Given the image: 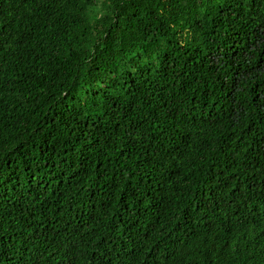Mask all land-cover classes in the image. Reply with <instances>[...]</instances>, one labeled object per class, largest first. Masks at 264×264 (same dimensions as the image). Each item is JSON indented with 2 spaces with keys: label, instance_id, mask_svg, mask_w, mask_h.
Masks as SVG:
<instances>
[{
  "label": "trees",
  "instance_id": "16d2710c",
  "mask_svg": "<svg viewBox=\"0 0 264 264\" xmlns=\"http://www.w3.org/2000/svg\"><path fill=\"white\" fill-rule=\"evenodd\" d=\"M0 264H264V0H0Z\"/></svg>",
  "mask_w": 264,
  "mask_h": 264
}]
</instances>
